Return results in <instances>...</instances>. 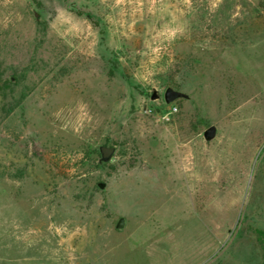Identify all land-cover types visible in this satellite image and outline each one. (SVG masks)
Returning <instances> with one entry per match:
<instances>
[{"label":"rangeland","instance_id":"rangeland-1","mask_svg":"<svg viewBox=\"0 0 264 264\" xmlns=\"http://www.w3.org/2000/svg\"><path fill=\"white\" fill-rule=\"evenodd\" d=\"M263 38L264 0H0V264H262Z\"/></svg>","mask_w":264,"mask_h":264},{"label":"water","instance_id":"water-1","mask_svg":"<svg viewBox=\"0 0 264 264\" xmlns=\"http://www.w3.org/2000/svg\"><path fill=\"white\" fill-rule=\"evenodd\" d=\"M160 97V95L155 91L152 95V100H156ZM177 99H189V95L176 90L172 87H168L164 93V100L167 104H171ZM217 129L215 126H210L204 131V138L207 141H211L216 137ZM100 152V162H108L112 159L113 155L116 152L115 147H109V146H100L99 147ZM125 227V218H120L116 224L117 229H123Z\"/></svg>","mask_w":264,"mask_h":264},{"label":"trees","instance_id":"trees-1","mask_svg":"<svg viewBox=\"0 0 264 264\" xmlns=\"http://www.w3.org/2000/svg\"><path fill=\"white\" fill-rule=\"evenodd\" d=\"M2 73H1V70H0V84L1 83H3V84H6L7 83V81H5V80H3V78H2ZM257 233H258V239H259V241L262 243V244H264V230H258L257 231ZM262 264H264V262L262 263Z\"/></svg>","mask_w":264,"mask_h":264},{"label":"crops","instance_id":"crops-1","mask_svg":"<svg viewBox=\"0 0 264 264\" xmlns=\"http://www.w3.org/2000/svg\"><path fill=\"white\" fill-rule=\"evenodd\" d=\"M263 39H264V38H263ZM261 41H262V40H261ZM261 41H260V42H261ZM260 42H259V43H260ZM237 63H238V62H237ZM235 65H236V64H235ZM243 66H244V65H243ZM239 69H240V68H239ZM241 69H242V67H241ZM241 69H240V70H241ZM240 72H243V73H244L243 69H242ZM245 73L247 74V71H245Z\"/></svg>","mask_w":264,"mask_h":264},{"label":"built area","instance_id":"built-area-1","mask_svg":"<svg viewBox=\"0 0 264 264\" xmlns=\"http://www.w3.org/2000/svg\"><path fill=\"white\" fill-rule=\"evenodd\" d=\"M173 111L175 112V111H177V109H176V108H174V109H173Z\"/></svg>","mask_w":264,"mask_h":264}]
</instances>
